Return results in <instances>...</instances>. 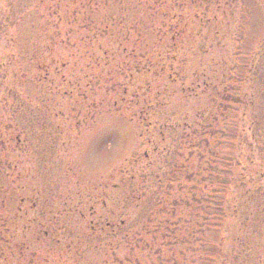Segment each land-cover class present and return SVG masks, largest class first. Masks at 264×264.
I'll use <instances>...</instances> for the list:
<instances>
[{"label":"rangeland","instance_id":"1","mask_svg":"<svg viewBox=\"0 0 264 264\" xmlns=\"http://www.w3.org/2000/svg\"><path fill=\"white\" fill-rule=\"evenodd\" d=\"M0 264H264V0H0Z\"/></svg>","mask_w":264,"mask_h":264}]
</instances>
